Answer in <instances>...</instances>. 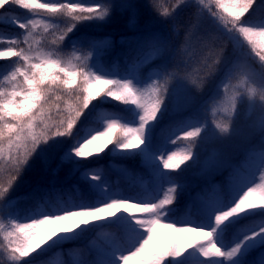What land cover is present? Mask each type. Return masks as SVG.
Wrapping results in <instances>:
<instances>
[{
    "label": "snow or ice",
    "instance_id": "obj_1",
    "mask_svg": "<svg viewBox=\"0 0 264 264\" xmlns=\"http://www.w3.org/2000/svg\"><path fill=\"white\" fill-rule=\"evenodd\" d=\"M146 6L163 20L186 7L193 8L197 17L206 13L234 49L247 48L245 55L258 70L239 61L226 67L213 94L211 112L215 129L227 137L242 106L258 108L264 134V0H171L170 6L148 0ZM137 7L112 0H0V24L23 30L13 36L0 32V61H10L0 66V207L15 206L9 194L17 181L33 166L34 158L63 143L57 140L60 137L72 140L61 163L72 164L89 193L99 197L91 202L81 197L78 203L45 199L23 214L0 212V264H36V258L50 249L105 227L116 232L104 234L103 246L97 247L101 259L93 264H247L251 250L264 248V148L255 172L233 184L226 195L201 200L199 222L189 216L171 219L177 212L172 207L177 185L170 173L193 159L192 148L205 126L187 119L171 121L161 129L162 134L166 132L162 147H154L177 74L165 71L145 81L137 75L136 65L123 76L106 71L92 61L94 54L109 50L110 39L77 37L85 22L100 26L115 9L131 12ZM14 8L25 10L23 16L8 15ZM254 13H259L255 19ZM137 15L132 13L130 22ZM137 45L148 48L143 59L149 64L165 50L156 33L141 36ZM85 46L90 49L86 53ZM187 48L186 43L182 50ZM194 55L189 53L188 60ZM222 62V50L209 51L203 67L197 66L182 79L201 90L220 73ZM138 63L142 65L143 60L138 58ZM112 101L117 102L114 107H127L118 111L103 107ZM179 108L176 100L172 110ZM106 149L113 155L141 157L159 181L155 191L122 196L110 192L102 168L80 171L82 162H90ZM164 182L169 183L167 188ZM249 218V223H241ZM158 228L169 230L170 235L162 238ZM71 264L83 262L73 259Z\"/></svg>",
    "mask_w": 264,
    "mask_h": 264
},
{
    "label": "trees",
    "instance_id": "obj_2",
    "mask_svg": "<svg viewBox=\"0 0 264 264\" xmlns=\"http://www.w3.org/2000/svg\"><path fill=\"white\" fill-rule=\"evenodd\" d=\"M112 2L121 5L134 3L138 7L131 10V12L123 8L115 9L110 20L100 26H95V22H85V25L80 26L82 30L77 34V37L87 39L107 37L110 39L111 46L109 50L100 52L98 56L95 55L92 61L93 63H98L106 71L116 72L123 76L132 70L133 65H136L137 75L145 81H147L148 77L156 78L157 73L162 75L165 71L177 74V79L170 85V96L165 101V104L169 107V111L164 114L163 119L158 123L154 147H162L164 143L163 136L166 132L162 134L161 129H164L174 120L187 119L198 121L205 126V130H208L209 122L207 119L210 115L212 116L213 94L226 67L232 66L239 61L240 63L246 62L251 67L255 66L258 68V65L250 58L241 60L238 52L246 53L247 48L234 49L221 27L215 22L214 18L208 16L206 13L204 16L208 18V22L213 26V31L204 39L201 38L200 33L197 34L196 39L199 42L206 41V43L200 44L203 45V50L199 52L200 58L195 62H190L188 55L182 49L185 38L189 37L190 27L194 23L193 8H190L188 11H184L183 9L177 10L173 18L162 21L160 29L165 32L162 33L163 37L155 33L162 38L165 50L159 59L149 64L148 60L143 59L148 48L138 47L137 40L141 36H147L151 33L145 31L143 27L152 20L160 19V17L146 6L148 0H112ZM170 4L171 2L167 6H170ZM160 5H162V2ZM134 10H136L138 15L134 22H130V17ZM24 11L14 8L8 15L20 14L23 16ZM258 15L259 13H254L252 18L255 19ZM174 25L177 30H174ZM21 31L23 30L7 23L0 24V32L5 36L17 35ZM69 46L66 41L65 50ZM221 50L223 51V62L220 73L205 82L201 90H198L187 82L189 86L188 90L194 95L191 103L185 110L174 112L172 110L173 104L181 97L177 96V93L174 91L177 80L192 72L197 66L203 67L201 62L209 51L215 53ZM138 58L143 60L142 65L138 63ZM186 60L187 63H185ZM9 63L10 61H0V66H7ZM171 93H174V96ZM116 104L117 102L112 101L111 104L103 105V107L109 111H118L120 108L127 107L124 105L114 107ZM247 117L244 105L233 120L232 132L229 136L207 138V134H204L196 141L195 146L192 148L193 159L182 165L180 169L170 173L171 180L177 185V198L172 206L177 209V212L171 216L172 218L177 219L188 215L192 220L198 221L197 216L199 213L197 209L200 207L201 201H197L194 196L201 194L204 199H208L214 194H218V189L223 190L224 195H226L230 184V177L227 178V176L236 173L239 167L244 166V163L250 161L256 151L264 148V134L262 133L246 148H242L240 151L237 148L243 138H245L242 131L246 127ZM216 119H219V114H217ZM82 122H85L83 117ZM57 140L63 143L48 149L44 157L34 158L33 166L26 170L22 178L17 181L16 186L9 194V199L16 201L15 206H3L1 207L2 210L23 214L32 210L37 203H42L45 199L53 203H68L70 200L77 201L81 197L92 201L98 198L94 194L89 193L87 184L80 178V172H74L75 175L71 179L68 178L74 166L69 163L62 164L60 158L71 146L72 140L67 137H60ZM111 147L110 145L109 149ZM214 152L217 154L219 160L226 162L229 168L223 172H217V174L211 177L201 175L200 170L202 166L206 165V159ZM45 159L47 163L44 162ZM85 167H103L105 173L116 183L122 185L125 190L134 193L136 196L151 193L152 186L156 189L159 185L158 179L151 174V170L142 162V158L138 156L124 157L120 154L113 155L106 149L99 157L94 156L90 158V162H82L80 171H83ZM144 177H150L152 184L144 183ZM168 186L169 183L164 182L163 187L167 188ZM189 208H191L190 214L188 212ZM250 219L252 218L246 219L241 223H249ZM231 231L229 235H231ZM115 232V229L107 227L85 232L79 238L65 242L56 248L50 249L44 255L37 257L36 264H44V262L49 260L58 261L59 259L65 264H71L73 259L80 260V256L87 264H93V262L101 259L97 247L103 246L104 234ZM261 257V247H257L247 255V264H260Z\"/></svg>",
    "mask_w": 264,
    "mask_h": 264
},
{
    "label": "rangeland",
    "instance_id": "obj_3",
    "mask_svg": "<svg viewBox=\"0 0 264 264\" xmlns=\"http://www.w3.org/2000/svg\"><path fill=\"white\" fill-rule=\"evenodd\" d=\"M162 2V5L167 6V4L169 2H171V0H168V2L166 3L165 0H154V3L160 4ZM191 7H186V8H181L184 11H188ZM180 11V9H179ZM133 13H136V10L133 11ZM194 23L191 25V31L189 34V37L185 38L184 44H183V48L185 46V44L187 43L188 48L186 54L188 55L189 53L194 52L195 55L193 56V58L191 60H189L190 62H195L197 59L200 58L199 52H201L203 50V45L200 44H204L206 43V41H202L199 42L198 39H196L197 34H201V38L204 39L206 37H208L209 33H211L213 31V26L208 22V18H206L204 15L197 17L194 14ZM163 19H155L150 21L149 23H147L143 28L145 31H149L151 33H158L160 34L161 37H163L162 33L163 32L160 29V24L162 23ZM90 49L85 46L83 47L82 51H84L85 53L87 51H89ZM70 51V46L66 48L65 50ZM238 55L240 56L241 60H246L248 57L245 55V53L243 52H238ZM95 58V54L93 56V59ZM253 67V66H252ZM253 68H256L255 66ZM258 70V68H256ZM188 85H187V81L179 78L177 80L176 86L174 87V91L177 93V96H181L178 101L180 103V108L179 111L185 110L189 104L191 103V99L193 98L194 95H192L190 93V91L188 90ZM192 96V97H191ZM175 103V102H174ZM246 107V115L248 116L246 118V127L243 129L242 134L245 138H243V140L241 141V143L238 145L237 148H239V151L242 148H246L247 146H249L260 134V128H259V121H260V111L258 108L256 109H250L248 108L247 105H245ZM251 117V118H250ZM207 121L209 122V128L208 130H205L201 136H203L204 134H207V138H217L219 137V133L218 131L215 129V125H214V118L210 115L207 119ZM193 124H200L202 125L201 122L198 121H191ZM204 126V125H203ZM171 150H176L175 146H169ZM261 150V149H260ZM260 150L256 151L254 156L250 159L249 162L244 163V166L239 167V172H236L234 174L228 175L227 178L230 177L229 179V188L239 182L241 179H243L245 176H250V174L252 172H255L257 169V166L259 164V153ZM206 165H203L201 170H200V174L203 176H207V177H211L214 174H217V172H223L224 170L228 169L229 166H227L226 162L221 161L218 159L217 154L214 152L212 155L208 156V158L206 159ZM95 168H102L104 170L103 167H95ZM72 172L69 173L68 178H72L75 174L73 172V167H72ZM67 178V179H68ZM104 178L108 183V187L110 192L112 193H119L122 196H136L134 195V193L131 192H127L125 190V188L121 185H118V183H116L107 173H105L104 170ZM143 182L146 184H152V181L150 179V177H144L143 178ZM229 190V189H228ZM152 192L155 191V187L152 186ZM149 193H146L145 195H148ZM223 195V190L220 192V195ZM197 201H201L202 199H204V197L201 194H196L194 196ZM99 199L95 198L94 200ZM80 200V198H79ZM75 202H79L76 200H73ZM91 202V201H89ZM6 209V208H5ZM0 212H2L5 215L8 214H12V213H17L15 211H6V210H2V208L0 207ZM21 214V213H20ZM184 216H188V215H184ZM182 217V216H181ZM190 218V217H189ZM171 219H174L171 217ZM191 219V218H190ZM165 222H170V221H165ZM199 222V221H196ZM158 233H160L162 235V238L166 239L168 235H170L169 230L167 229H163V228H158L157 229ZM262 250V257L261 260L264 259V248H261ZM59 262H61V264H65L61 259L58 260ZM83 264H87L86 262L82 261Z\"/></svg>",
    "mask_w": 264,
    "mask_h": 264
}]
</instances>
